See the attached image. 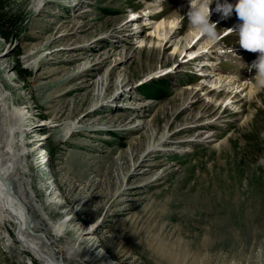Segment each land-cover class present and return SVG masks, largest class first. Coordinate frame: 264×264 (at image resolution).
<instances>
[{
  "label": "rangeland",
  "instance_id": "obj_1",
  "mask_svg": "<svg viewBox=\"0 0 264 264\" xmlns=\"http://www.w3.org/2000/svg\"><path fill=\"white\" fill-rule=\"evenodd\" d=\"M216 3L213 0L210 5V21L223 19L217 27L220 34L233 28L237 16L229 22L231 17L226 20L214 11ZM190 6L191 0H44L36 9L35 0H0V53L11 47L4 62L0 61L2 83L12 97L8 100L24 106L30 116L27 123L40 118L54 123L26 134L28 148L37 142L35 135H45L41 145L50 147L49 167L39 165V159L34 165L33 153L26 154L30 172L22 178L29 179V189L40 200L44 184L48 188L54 178L58 199L70 205L83 202L79 216L84 224L103 215L100 233H117L115 240H104L103 251L118 264H264V84L256 85L252 94L239 92L243 98L239 103L224 102L220 91L209 104V97L197 89L190 95L195 102L190 112H176L191 86L200 81L212 85L217 77L240 68L233 61L236 52L226 51L238 38L226 35L218 44L221 51L212 54L208 47L212 42L203 46L206 40L216 39L197 32L187 15ZM145 9L153 13L148 22L156 23L171 20L177 11L180 24L176 29L166 22V28L158 31L155 23L152 26L131 14ZM129 17L133 19L122 29ZM131 30L139 34L132 35ZM190 32L197 34L188 43ZM121 57L125 61L120 62ZM245 57L248 66L244 67L249 70L257 58ZM207 59L218 63L212 75L199 78L197 73ZM88 62L93 65L90 70L85 69ZM19 63L29 71L25 78L17 73ZM4 65L12 82L4 76ZM121 73L128 80L123 87L133 84L134 89L113 100L111 93ZM100 75L108 81L106 94L111 93L93 106L95 79ZM248 75L258 79L255 69ZM147 81L161 92L144 94ZM144 99L148 105L142 119L151 121L156 135L174 113L170 131L187 127L167 139L186 141L168 153L158 147L147 150L149 161L143 164L151 160L153 164L146 166V173L132 175L126 150L131 146L135 153L143 152L153 131L136 126L137 111L131 106ZM219 114L223 116L219 124L205 129L214 131L215 139L200 141L194 124ZM75 119L81 126L69 129L68 122ZM3 225L5 233L13 236L14 223L0 219V230ZM179 245L187 248V255L175 252V260L164 255ZM16 252L8 250L0 238V264H25L24 257L17 261Z\"/></svg>",
  "mask_w": 264,
  "mask_h": 264
},
{
  "label": "bare ground",
  "instance_id": "obj_2",
  "mask_svg": "<svg viewBox=\"0 0 264 264\" xmlns=\"http://www.w3.org/2000/svg\"><path fill=\"white\" fill-rule=\"evenodd\" d=\"M43 1L44 0H35L36 9L42 5ZM220 1H225V0H220ZM235 3H236V1L232 4H235ZM76 4H78V3H76ZM131 14L133 16L136 15L139 18H143L147 22L152 19V15H153V13H151L150 9L149 10L145 9L144 11H133V13H131ZM214 14L215 13H213L212 15H214ZM147 15H149V16H147ZM179 15H181V14L176 11L171 16L172 19L169 21L162 19L161 21H159L157 23L152 22V21H150L148 23H151L152 26L155 23V25H156L155 28L158 31L160 30L159 27H161V26L166 28L165 27L166 22H168V24H170V25H174V28L176 27V29H177L178 25L180 24V21L178 20L180 18ZM231 17L232 18L230 19V22H232L234 20V17L233 16H231ZM131 19H133V18H130V17L126 18V21H125V23H122L121 28L126 29L127 25H129L128 22ZM219 25H221V21L217 22V27ZM121 28L118 27V29H121ZM165 31H166V29H165ZM197 32H195L194 34L191 32L189 33L190 36L188 39V43L191 42L192 38L196 36ZM223 32H224V29L220 33L219 38L215 40V42L212 40H210V41L206 40L205 45L203 47L207 46L208 44H210L212 42V44L210 46H208V47H212V51H211L212 54H214L215 51H221V48L218 47V44L221 40H223L226 37V35H223ZM131 33H133L132 35H138L139 31L137 32V31L131 30ZM125 34H127V33H125ZM231 35L234 38L235 37L238 38V36H236L234 34H231ZM99 38L100 37H97L96 40H98ZM225 46H226V44H225ZM215 47H217V48H215ZM232 48H233L234 52H236V54H237V56L235 57V59L233 61L235 63H237L240 66V68H238L237 70H235L233 72H230L229 74H226L223 78L217 77L216 82L212 83V85L203 84V81H200L199 83H197L196 86L195 85L191 86L190 90L187 91L186 97L180 98L182 103L180 105L179 110H177L176 112H178V111L182 112L185 110H188L190 112L193 104L195 103L192 99V96L190 97V95L194 92H197V89L202 91V93L205 96L209 97V99H208L209 104H210V102H212L213 98H215V99L217 98L220 91H222V93L225 94L223 101L225 102L226 100L227 101L230 100L231 103H233V102L239 103L240 101L243 100V98L238 94L239 92L240 93L244 92V93H246V95L252 94L256 85H258L259 82H258V79L255 81L254 78H251L248 75L249 70H245L244 66H248V61H247V58L245 57V55H249L252 58H257L259 54L249 52L247 50L242 49L238 43V39H237V42H234L230 46V48L228 50H226L227 53L230 55H232V51H230ZM10 49H11V47L5 48L0 53V61L4 62V59L7 57V52ZM202 53L203 52L200 53V56ZM210 56H213V55H210ZM208 58H210V57H208ZM119 61L122 62V61H125V59L121 57V59ZM207 61L208 62H205L206 66L204 68H202L203 74L199 78H201L203 76L207 77V75H212L211 74V72L213 71L212 67H215V64L218 63V62L215 63L213 61H210L209 59H207ZM96 63L98 64L99 61H96L94 63V65ZM91 66H93V65H91V63L89 64V62H88L85 66V69H87V68L89 69ZM6 68H7V65L1 66V69H3V71L5 73L4 76H7L6 77L7 80L11 81L14 78L10 73H8L9 69H6ZM1 78H3V77H1V74H0V219L11 221L15 225V230H14L13 236H8V234L5 233L6 232L5 226L6 225H3L1 230H0V238H3V243H4L5 247L8 250L16 249V251H17L16 253H18V256H19L17 258V261H21L22 258L24 257L23 260H24L25 264H118L119 261L118 262L113 261L114 258L110 259V257L112 255L110 256V254L103 251L104 240L105 241H106V239L107 240H110V239L115 240L114 237L117 238V233L115 234L114 231L108 232V234L105 233L106 235H102V233H100L102 230V227H103V219H104L103 215H101L99 218L93 220L90 223L84 224L82 218H80V216H79V213L81 212L82 208H84L83 202L81 201V202L75 203L74 205H70V204L64 203V201H62L61 199H58L56 193L59 189L57 191L55 190L57 188L55 187L56 183L54 185V178H53V180H51V185L48 188L44 184V186H45L44 197L42 198V200H40L38 198V194L36 197L34 190L29 189V185H28V184H30L29 179L25 178V177L22 178L23 174H28L30 172V167H28L26 165V160H25L26 154H32L33 153L32 157H34V161H32V162L34 163V165L37 166V164H36L37 159H39L38 160L39 165H40V163L41 164L45 163V165L48 166L47 165L48 164L47 159H46L48 151L45 148V146L41 145V143L44 142L43 139L45 138V135H41L39 133H38L39 135H35L34 139L37 142L32 145L34 148L33 147L28 148L27 142L29 143V140H26V134H28L31 131H38L39 129H41L43 127H51L52 124H54V123H52L53 121H50L49 119H43L42 120L40 118L41 119V121H40V119L38 120L37 117L36 118H37L38 122L27 123V121H30L28 119L30 116L28 117V114L24 110V106L16 105V104H14L13 101L8 100V99H12V97L9 96L10 93L5 90L4 84L2 83V80L5 78H3V79H1ZM95 82L97 84V91H96L97 101L95 102V104L93 106L98 105V103L101 100H103L104 98H107V95H109L108 93L110 92V90H108L109 92L106 94V91L108 88V84H107L108 81L105 79V75H100L99 78L95 79ZM116 83H118V84L112 90V93L110 92L113 100L115 98L117 99L119 97L121 98L122 96L128 95L130 93V91L132 89H134V87H132L133 84L130 86V88L128 87L129 89H127L126 87H123V86H125L124 85L125 83H127V85H128V80H127L125 74L121 73V75L118 76ZM226 85H227V87H226ZM135 86L137 87L138 84H136ZM219 88H222V89L219 90ZM189 98H191V99L189 100ZM146 101L147 100L141 101L138 104L135 102L136 105L131 106L137 111L136 112V119H135L136 120V126L139 128L144 127V128H146L145 130H148L149 128H151L153 130L147 135L146 149H144L143 152H141L140 154H137L131 149V146L126 150L128 162L130 165L129 167H130V171H131L132 175H138V174L146 173V171H147L146 166H148V165L150 166L151 164H153V162H151L152 160L150 161V163L143 164V162L145 160L147 162L149 161L148 159H146L147 153H149V152H146L147 150H149V149L155 150V147L156 148L158 147L159 151H162L163 153H168V152H171L172 150H174L175 147L179 148L180 142L186 141V140H170V139H167L168 137L171 138V136L175 135L179 131L182 132L184 130V128L187 127L183 123L184 128H182L181 130H178V131H175V130L172 131L171 130L170 131L169 125L172 123L171 118L172 117L174 118L176 116V115L173 116L174 113L171 115V118L169 120H167V122H165L162 131H160V134H158L159 136L156 135V133L154 132V128L152 127L153 124L151 123V121L146 122V120L144 121L142 119L144 116L145 108L148 105V102H146ZM185 103H187V104H185ZM128 104H129V101H128ZM92 109L93 108H91V110ZM122 114H125V113H122ZM222 117L223 116L221 114H219L215 117H211V118L207 119L206 121H204L202 123L194 124L193 127L198 128L200 131L197 134V136H199L200 141L201 140L202 141H212L215 139L214 136L216 135V133L212 130L205 131V129L213 127L216 124H219V121ZM194 120L197 121V116L194 117ZM127 124H129V123H127ZM130 124L132 125V123H130ZM80 126H81V124H80L78 119L77 120L75 119V120L68 122V128L69 129L76 130ZM163 138H164V140H163ZM159 139L162 142L161 143L159 142V144H156V143H158ZM193 139L192 138L188 139V141H191ZM163 142H165V143L162 144ZM17 143H18V145H17ZM187 144H188V142H187ZM153 146H154V148H152ZM183 148H185V147H183ZM33 149H34V151H33ZM42 166H44V165H42ZM150 168L151 167H149V169ZM40 169H41V167H40ZM46 169H48V168H46ZM49 170L50 169H48V171ZM46 174H47V172H46ZM124 180H125V178H124ZM46 182L50 183V179H47ZM129 188H130V186H129ZM124 192H126V191H124ZM122 194H124V193H122ZM34 196L37 198V200L34 198ZM116 201H119L118 198L116 199ZM114 211H115V209H114ZM107 224H108V222H107ZM183 242L184 241L182 239V243ZM14 243L15 244L17 243L16 245L18 246V248H21L23 251H21L20 249L18 250L17 246ZM153 243H155V242H153ZM158 247H159V245H158ZM23 252H25V253H23ZM175 252H177V254H179L181 256H184L187 252V248L179 245L178 247L172 249L171 251H168L169 255L168 254H164V255L168 256L167 258H172L175 260V258H174ZM19 253H23V254L19 255ZM165 253H167V252L165 251ZM205 253H206V251H205ZM24 254L26 255L27 261L25 260ZM126 254H125V256H126ZM191 255H192V253H191ZM176 256H178V255H176ZM13 259H16V257L15 258L13 257ZM125 259H126V257H125ZM119 264H121V263H119ZM199 264H200V262H199Z\"/></svg>",
  "mask_w": 264,
  "mask_h": 264
},
{
  "label": "clouds",
  "instance_id": "obj_3",
  "mask_svg": "<svg viewBox=\"0 0 264 264\" xmlns=\"http://www.w3.org/2000/svg\"><path fill=\"white\" fill-rule=\"evenodd\" d=\"M213 0H191L188 18L200 35L218 39L217 22L210 21V5ZM214 11L222 13L225 19L236 13L240 21L233 28L224 29L223 35L238 36V43L244 50L259 53L251 62L249 70H256L258 82L264 84V0H236L232 3H219L217 0ZM232 51L233 48L231 49Z\"/></svg>",
  "mask_w": 264,
  "mask_h": 264
},
{
  "label": "trees",
  "instance_id": "obj_4",
  "mask_svg": "<svg viewBox=\"0 0 264 264\" xmlns=\"http://www.w3.org/2000/svg\"><path fill=\"white\" fill-rule=\"evenodd\" d=\"M3 36L5 37L4 34H3ZM16 70H17L18 75L22 76L23 78L27 77L28 72H29L27 69L23 68L20 63L18 64ZM151 82L144 83V85H143L144 86L143 87L144 94L155 95V94H158V92H161V88L157 87V86H153ZM47 149L50 150V147H47Z\"/></svg>",
  "mask_w": 264,
  "mask_h": 264
}]
</instances>
